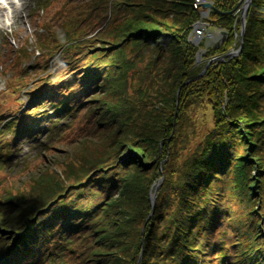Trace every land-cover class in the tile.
Here are the masks:
<instances>
[{
    "label": "trees",
    "instance_id": "16d2710c",
    "mask_svg": "<svg viewBox=\"0 0 264 264\" xmlns=\"http://www.w3.org/2000/svg\"><path fill=\"white\" fill-rule=\"evenodd\" d=\"M209 1L38 2L2 66L34 58L42 83L0 151L21 134L62 150L40 141L53 167L0 187V264H264V0L196 78L240 45L239 0ZM198 20L228 35L196 62Z\"/></svg>",
    "mask_w": 264,
    "mask_h": 264
},
{
    "label": "rangeland",
    "instance_id": "374dc122",
    "mask_svg": "<svg viewBox=\"0 0 264 264\" xmlns=\"http://www.w3.org/2000/svg\"><path fill=\"white\" fill-rule=\"evenodd\" d=\"M39 1L40 0H0V122L6 117H13L15 115H18L17 109L23 110L24 108L31 105L30 102L27 103V105L25 103V100H27V95H25L24 93V91H26L25 86L27 88H34L35 86L42 83V80L37 79L39 77H37L35 74V69L38 70V68L34 64L36 63V59L34 58H32L31 61L25 62L21 67L10 65L7 70L3 68L4 65L9 64L8 56H10L9 52L11 51V46L9 48L7 43L12 44L14 48H17V42L19 41L20 43H22L25 37L32 36V32L38 25L39 22H36L38 20L37 6ZM196 1L197 0H195V2ZM51 2H55L57 7L67 6L64 0H50V4ZM197 3H199L200 5L201 0L197 1ZM199 7L202 11L201 6ZM249 9L250 5L247 14L249 12ZM240 22L238 24V27L236 28V32L239 35L242 20ZM194 32H196V30H194ZM15 38H19V40H16ZM28 41L32 42V37ZM209 41L210 42H206V44L210 43L207 46H210L211 44L214 45L218 42L217 39H211ZM204 43L205 40L203 41V44ZM200 54V57L202 58L203 53L200 52ZM200 57L198 59L199 61L201 60ZM29 65H32V67H30ZM23 67L24 70L22 71ZM36 96H38V94ZM38 122L43 125L45 124L43 120H38ZM45 135L46 134H40L35 138V140H29L26 139V134H21L12 141L13 144H10V148L13 151L11 155H7V152L5 150L4 152L0 151V187L3 184L8 183L10 179L12 181L15 180V182L20 181L21 183V180L26 177V174L27 176L29 175L27 172L29 171V169H32V171L38 170L39 166L41 165L42 158L43 160H45L46 164H48L50 167H53L51 161L54 158V153L52 154L43 151L44 144H41L40 141H43V143H46V145H56L54 151L52 152L62 150V145L57 142L60 139L58 138V136L53 135V137H55L54 140H48ZM10 136V132L7 129H3V133H0V143L3 140H11L12 138ZM54 142H57L58 144ZM126 144L130 148L131 144ZM49 166L48 169H50ZM41 167L43 169L42 171H45L44 169H47L46 167L44 168L43 165ZM31 175L36 176V173L32 172ZM155 183L156 182H153L149 189L150 203V195L154 192L155 188L153 189V191L151 190ZM158 187L159 183H157V188ZM12 190H14V188ZM150 213L147 215L146 221L148 220V216L150 215ZM111 253L112 252H109V255ZM148 258L153 259L152 257H147V260ZM140 259L141 255L139 256V260Z\"/></svg>",
    "mask_w": 264,
    "mask_h": 264
},
{
    "label": "water",
    "instance_id": "95a60500",
    "mask_svg": "<svg viewBox=\"0 0 264 264\" xmlns=\"http://www.w3.org/2000/svg\"><path fill=\"white\" fill-rule=\"evenodd\" d=\"M250 2L251 0H239L238 4H237V7L240 6V9H241V20H242V24H241V30H240V45L237 49H233L231 50L229 53L223 55V56H220L218 57L219 60H223L225 57L227 58H232L234 57L236 54H238L241 50H242V46H243V38H244V32H245V25H246V16H247V11H248V8H249V5H250ZM201 8L203 9L201 11V15L204 16V15H207L208 11L212 9L213 7V4L211 1H202L201 0ZM202 22L198 21L196 22L195 24L196 25H199L201 24ZM222 34H223V37L220 38L219 40V43L216 45V46H219L223 41H224V38L225 36L227 35V31H222ZM190 35L191 33L189 34L188 38H190ZM203 37L205 38H209L211 37V31H207L206 34L204 36H193L190 38V41L194 44V45H197L202 39ZM205 46L209 45V44H204ZM202 51L204 52L205 51V48L202 49ZM200 57V54L197 53V56H196V61H198ZM212 62L209 61L206 65V67L197 75L196 78H199L200 76H202V74L205 72L206 68L208 67V65ZM178 94H179V88L177 90V99H176V103H178ZM156 188H157V185L154 189V192L150 195L151 196V205H152V208L154 206V203H155V191H156ZM152 211V210H151ZM151 214V213H150ZM150 216V215H149ZM148 216V218H149ZM143 232V230H142Z\"/></svg>",
    "mask_w": 264,
    "mask_h": 264
},
{
    "label": "built area",
    "instance_id": "2783aa9c",
    "mask_svg": "<svg viewBox=\"0 0 264 264\" xmlns=\"http://www.w3.org/2000/svg\"><path fill=\"white\" fill-rule=\"evenodd\" d=\"M201 33H202V28L196 30V34H201Z\"/></svg>",
    "mask_w": 264,
    "mask_h": 264
},
{
    "label": "bare ground",
    "instance_id": "6f19581e",
    "mask_svg": "<svg viewBox=\"0 0 264 264\" xmlns=\"http://www.w3.org/2000/svg\"><path fill=\"white\" fill-rule=\"evenodd\" d=\"M222 36H220V38H221Z\"/></svg>",
    "mask_w": 264,
    "mask_h": 264
}]
</instances>
